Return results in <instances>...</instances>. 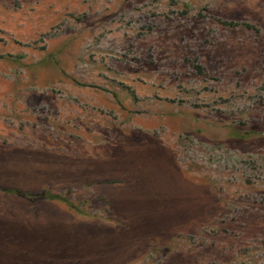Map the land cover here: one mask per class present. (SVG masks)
Returning <instances> with one entry per match:
<instances>
[{
    "label": "rangeland",
    "instance_id": "obj_1",
    "mask_svg": "<svg viewBox=\"0 0 264 264\" xmlns=\"http://www.w3.org/2000/svg\"><path fill=\"white\" fill-rule=\"evenodd\" d=\"M0 264H264V0H0Z\"/></svg>",
    "mask_w": 264,
    "mask_h": 264
},
{
    "label": "trees",
    "instance_id": "obj_2",
    "mask_svg": "<svg viewBox=\"0 0 264 264\" xmlns=\"http://www.w3.org/2000/svg\"><path fill=\"white\" fill-rule=\"evenodd\" d=\"M0 190L6 194H12V195L20 196L23 198H27L31 201H40V200L54 201V200H58V201L64 202L65 204H68L69 206H73L67 197H63V196L56 195V194H51L47 191H40L37 193H27V192H23L17 188H3V187H0Z\"/></svg>",
    "mask_w": 264,
    "mask_h": 264
}]
</instances>
